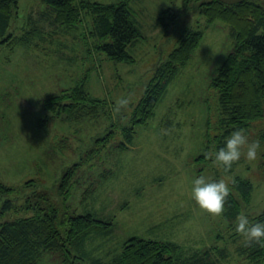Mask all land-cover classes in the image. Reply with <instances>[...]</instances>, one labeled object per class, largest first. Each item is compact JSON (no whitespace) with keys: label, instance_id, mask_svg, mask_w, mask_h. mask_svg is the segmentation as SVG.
<instances>
[{"label":"rangeland","instance_id":"obj_1","mask_svg":"<svg viewBox=\"0 0 264 264\" xmlns=\"http://www.w3.org/2000/svg\"><path fill=\"white\" fill-rule=\"evenodd\" d=\"M128 1L144 36L129 46L131 62L87 48L83 32L90 17L71 28L58 23L43 0H19V16L7 33L29 38L13 45L0 43V180L15 188L12 197L17 202L36 188L48 192L61 213H93L113 222L111 233H95L86 240L79 251L86 257L110 260L128 238L138 235L174 241L181 245L183 257L211 248L220 254L223 250L224 264H252L243 251V237L235 231L236 220L228 222L223 214L214 217L191 198L196 177L224 179L229 185L241 175L255 184L244 214L251 218L264 209V117L246 133L250 141L260 142L256 161L245 159L244 147L230 171L212 163L219 117L212 80L234 45L232 28L201 12L200 4L209 0ZM162 14L165 25H158ZM187 29L204 32L199 46L170 81L154 117L135 126L132 143L124 142L122 128L130 125L131 113L156 69ZM79 80L101 100L93 112L55 115L45 109L48 97ZM122 97L130 98L126 108L118 107ZM110 131L112 136L106 137ZM209 143L207 159L199 158ZM75 162L80 165L65 196L61 178ZM28 180L34 185L26 186ZM4 198L0 196V210ZM14 205L0 212V223L24 215L21 205ZM43 260L62 264L63 256L47 254Z\"/></svg>","mask_w":264,"mask_h":264},{"label":"trees","instance_id":"obj_2","mask_svg":"<svg viewBox=\"0 0 264 264\" xmlns=\"http://www.w3.org/2000/svg\"><path fill=\"white\" fill-rule=\"evenodd\" d=\"M43 1L54 11L55 20L68 27H78L90 17L92 22L83 32V39L89 44L87 48H97L113 60L133 61L128 48L144 36L128 0L108 3L92 0ZM200 6L201 12L210 21L219 18L229 23L234 37L232 49L212 80V86L218 92L217 151L233 130L242 129L247 133L256 120L264 117V4L258 0L235 3L209 0ZM18 9L19 0H0V43L13 45L17 40H28L27 34L18 36L14 32L7 33L12 19L19 16ZM169 10L166 9L164 13ZM164 18L165 14L158 17V25H165ZM203 36L202 30L195 29H187L180 35L175 49L158 66L133 109L130 125L122 128L124 142L132 143L135 126L146 124L154 117L162 94L180 67L190 60ZM84 82L79 80L61 94L48 97L45 109L55 115L62 112L81 113V110L93 112L95 106L101 105V100L90 95ZM107 135L111 137V131ZM209 147L210 143L199 158L207 159ZM79 165V162L73 163L62 175L60 189L65 196L70 193L71 178ZM25 185L33 186L34 183L28 180ZM229 188L223 216L231 222L236 220L238 214L244 213L245 206L251 202L255 184L250 177L236 175ZM15 192L13 186L0 180V196H6L0 212L5 214L13 210L14 204H20L24 214L0 223V264H46L43 260L45 256L55 253L62 254V264H224L221 261L225 257L221 255L223 250L220 254L207 248L183 257L181 245L174 241L138 235L128 238L121 253L110 260L86 257L79 252L86 240L95 233H111L113 222L103 221L93 213L74 214L67 210L61 213L57 202L46 191L32 188L24 199L20 197L19 202L12 197ZM249 219L253 223L264 221V209ZM243 251L252 264H264V246L255 243L244 245Z\"/></svg>","mask_w":264,"mask_h":264},{"label":"clouds","instance_id":"obj_3","mask_svg":"<svg viewBox=\"0 0 264 264\" xmlns=\"http://www.w3.org/2000/svg\"><path fill=\"white\" fill-rule=\"evenodd\" d=\"M130 98L122 97L118 100L119 108H126ZM248 162L256 161L261 148L260 142L250 141L244 130H233L225 137L224 144L212 155V163L223 168L225 172L232 169L233 164L241 160L242 148ZM230 194L228 183L224 179H209L199 176L191 181V198L196 204L212 216H221L225 210V204ZM235 231L239 233L245 245L253 243L264 246V221L253 223L249 217L240 213L236 217Z\"/></svg>","mask_w":264,"mask_h":264},{"label":"flooded vegetation","instance_id":"obj_4","mask_svg":"<svg viewBox=\"0 0 264 264\" xmlns=\"http://www.w3.org/2000/svg\"><path fill=\"white\" fill-rule=\"evenodd\" d=\"M258 1H260V0H258ZM261 2V1H260Z\"/></svg>","mask_w":264,"mask_h":264}]
</instances>
